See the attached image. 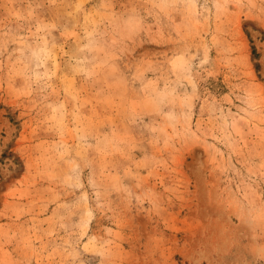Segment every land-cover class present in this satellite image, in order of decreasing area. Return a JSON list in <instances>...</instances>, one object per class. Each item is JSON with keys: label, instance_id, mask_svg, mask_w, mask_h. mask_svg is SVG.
<instances>
[{"label": "rangeland", "instance_id": "rangeland-1", "mask_svg": "<svg viewBox=\"0 0 264 264\" xmlns=\"http://www.w3.org/2000/svg\"><path fill=\"white\" fill-rule=\"evenodd\" d=\"M0 264H264V0H0Z\"/></svg>", "mask_w": 264, "mask_h": 264}]
</instances>
